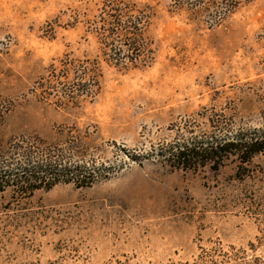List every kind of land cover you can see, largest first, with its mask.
Returning a JSON list of instances; mask_svg holds the SVG:
<instances>
[{"label": "rangeland", "instance_id": "obj_1", "mask_svg": "<svg viewBox=\"0 0 264 264\" xmlns=\"http://www.w3.org/2000/svg\"><path fill=\"white\" fill-rule=\"evenodd\" d=\"M124 1L144 16L143 63L100 45L106 0H0V162L34 152L30 165L95 173L88 188L5 189L0 264H264V154L196 172L164 157L264 137V0L219 20Z\"/></svg>", "mask_w": 264, "mask_h": 264}, {"label": "trees", "instance_id": "obj_2", "mask_svg": "<svg viewBox=\"0 0 264 264\" xmlns=\"http://www.w3.org/2000/svg\"><path fill=\"white\" fill-rule=\"evenodd\" d=\"M236 1L170 0L175 9H181L186 3L190 8L196 9L197 13L210 10L213 19L218 20L233 12ZM104 7L108 11L102 12L105 18L100 17L95 32L100 45L110 52L109 59L118 64L126 61L143 63L145 60H150L152 51L142 36L145 26L142 25V19H144L142 12L134 10V3L124 0H106ZM87 81L91 82V79ZM89 84H84L86 92ZM260 154H264V137H239L234 142L218 141L207 146L190 143L186 146L171 148L164 157L171 171L196 172L206 166L216 171L229 157L236 159L240 165H246ZM17 155H19L18 152L12 156L13 159L11 158L14 161L13 164L10 163L11 168L6 166L5 160L0 162V194L5 189L11 188L18 197L26 198L38 190L49 191L60 183L72 184L77 188H88L95 175L84 167L61 169L56 165L47 164V161L40 166L30 165L28 163L32 162L34 152L27 153L25 157L22 153L21 157L27 159V164L20 162Z\"/></svg>", "mask_w": 264, "mask_h": 264}]
</instances>
